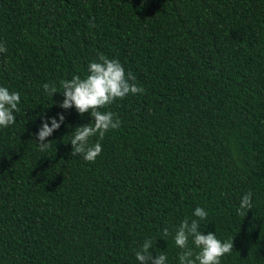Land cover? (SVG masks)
I'll return each mask as SVG.
<instances>
[{
    "label": "trees",
    "instance_id": "1",
    "mask_svg": "<svg viewBox=\"0 0 264 264\" xmlns=\"http://www.w3.org/2000/svg\"><path fill=\"white\" fill-rule=\"evenodd\" d=\"M0 43V86L20 93L0 128V264H139L145 239L179 264L174 233L196 207L202 234L233 237L221 264H264V0H0ZM99 54L144 93L103 109L121 124L92 163L70 144L90 114L58 105Z\"/></svg>",
    "mask_w": 264,
    "mask_h": 264
},
{
    "label": "clouds",
    "instance_id": "2",
    "mask_svg": "<svg viewBox=\"0 0 264 264\" xmlns=\"http://www.w3.org/2000/svg\"><path fill=\"white\" fill-rule=\"evenodd\" d=\"M6 46L0 43V53L6 52ZM63 100L58 107L68 110L75 108L83 116L89 113L92 121L74 129L70 140L71 156L82 157L86 162L94 163L102 152L101 140L106 133L119 129L121 121L111 111H103L117 100H123L129 95L143 94L144 89L137 85L136 77L126 73L123 65L117 59H109L99 54L96 61L88 65V74L81 78L73 75L70 80L60 82ZM45 93L50 96L58 93L55 85L45 83L42 85ZM20 93L10 92L8 88L0 86V128H8L16 122L15 113L20 111ZM58 118L42 117L38 129L36 142L40 151H46L50 144L47 140L54 131L58 130L65 121V116L57 114ZM49 120L50 125L49 126ZM97 137L95 143H90L91 138ZM252 192L246 193L239 202L238 214L245 216L252 209ZM194 219H184L174 233V244L180 249L178 253L179 264H221V258L233 250V237L221 241L215 232L206 235L200 231V222L206 220L208 212L202 207L193 211ZM169 235L168 229L163 230L162 238ZM191 238V247L189 246ZM154 241L145 239L140 250L136 251L135 258L139 264H167V256L158 254L153 257L150 251Z\"/></svg>",
    "mask_w": 264,
    "mask_h": 264
}]
</instances>
